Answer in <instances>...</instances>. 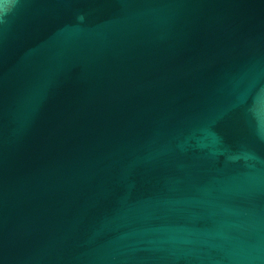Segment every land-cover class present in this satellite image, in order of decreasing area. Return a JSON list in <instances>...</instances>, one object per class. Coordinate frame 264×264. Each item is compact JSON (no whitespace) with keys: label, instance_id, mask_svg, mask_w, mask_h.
Returning <instances> with one entry per match:
<instances>
[{"label":"water","instance_id":"95a60500","mask_svg":"<svg viewBox=\"0 0 264 264\" xmlns=\"http://www.w3.org/2000/svg\"><path fill=\"white\" fill-rule=\"evenodd\" d=\"M0 264H264V0H0Z\"/></svg>","mask_w":264,"mask_h":264}]
</instances>
